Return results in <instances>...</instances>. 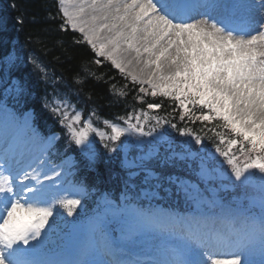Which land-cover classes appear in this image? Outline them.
Here are the masks:
<instances>
[{
    "label": "snow or ice",
    "instance_id": "snow-or-ice-1",
    "mask_svg": "<svg viewBox=\"0 0 264 264\" xmlns=\"http://www.w3.org/2000/svg\"><path fill=\"white\" fill-rule=\"evenodd\" d=\"M59 11L61 28L78 32L93 62H109L144 107L120 123L104 119L109 132L94 112L85 118L67 99L45 97L64 129L59 144L31 110L8 107L9 97L27 102L31 74L14 75L23 63L14 47L0 56V264H264V0H59ZM93 136L109 153L121 137L140 151L120 161L119 202L104 193L91 215L69 221L81 199L61 192L73 169L95 166ZM74 146L79 161L67 156ZM71 187L88 195L82 183ZM227 189L242 195L226 199ZM161 192L189 210L154 203ZM220 254L231 258L213 259Z\"/></svg>",
    "mask_w": 264,
    "mask_h": 264
},
{
    "label": "trees",
    "instance_id": "trees-1",
    "mask_svg": "<svg viewBox=\"0 0 264 264\" xmlns=\"http://www.w3.org/2000/svg\"><path fill=\"white\" fill-rule=\"evenodd\" d=\"M18 17L23 19V24L18 23ZM62 20L58 0H0V25H2L0 56L13 47L19 50V54L23 52L21 71L14 75L29 77L31 74L28 79L31 95L25 104L18 106L22 110L33 109L36 123L44 133H59L61 135L59 144L64 142V129L59 123V118L43 107L45 97L49 101L54 97L58 100L67 99V102L74 105L75 109L83 110L85 118L94 112V125L109 132L110 129L102 123L104 119L120 123L119 117L126 116L133 108L144 107L134 102L135 93L131 85L127 88L121 87L126 82L109 62L102 61L100 66L93 62L96 56L90 47L82 41L78 32H74L71 28L63 30ZM31 55L41 66L40 70L35 69L29 59L25 60V57L29 58ZM111 85H115L114 91L123 90L128 95L124 98L113 95L110 92ZM147 102H153V100L149 98ZM167 105L168 102L165 101L166 110L170 111ZM172 122L177 123L178 127L185 126V122H180L178 116ZM187 124L197 132L202 127L199 122L194 124L187 122ZM173 135L178 139H185L179 137L178 133L173 132ZM95 137L97 139L94 148L97 157L95 166L87 170L74 169L73 175L76 182L82 183L88 189V195L82 201V206L88 213L95 207V202L102 193H111L114 199L119 200L123 190V177L126 175L120 167V161L124 158V152L134 156L140 151L133 139L121 137L115 145L110 143V147H117V152L109 153L99 141V137ZM204 143L209 147L213 145V141L206 138ZM199 147L201 145H194V148ZM74 149L67 155L74 154L79 161V148L74 146ZM201 187L204 186L201 185ZM221 194L226 198L233 194H235L233 197L242 195L239 191L232 189H227ZM160 196L163 199L156 202H162L166 207L180 211L189 208L182 196L177 198L168 196L164 192H161ZM140 203L147 204V201H140Z\"/></svg>",
    "mask_w": 264,
    "mask_h": 264
},
{
    "label": "rangeland",
    "instance_id": "rangeland-1",
    "mask_svg": "<svg viewBox=\"0 0 264 264\" xmlns=\"http://www.w3.org/2000/svg\"><path fill=\"white\" fill-rule=\"evenodd\" d=\"M13 109V108H12ZM14 110V109H13ZM65 183H64V185H63V188H64V190L61 192V195L62 196H66L68 199H72V198H80L79 196H75L74 195V193H73V190H67L66 191V189H65ZM161 206V205H160ZM65 216H66V212H65ZM70 218V217H69ZM68 217H67V219H69ZM118 235V234H117ZM224 257V258H223ZM213 259H226L225 258V254H220V255H217V256H214L213 257Z\"/></svg>",
    "mask_w": 264,
    "mask_h": 264
},
{
    "label": "bare ground",
    "instance_id": "bare-ground-1",
    "mask_svg": "<svg viewBox=\"0 0 264 264\" xmlns=\"http://www.w3.org/2000/svg\"><path fill=\"white\" fill-rule=\"evenodd\" d=\"M248 2H255V3H259V0H249ZM252 34H255L254 32Z\"/></svg>",
    "mask_w": 264,
    "mask_h": 264
}]
</instances>
